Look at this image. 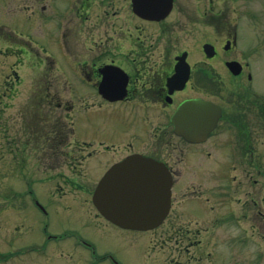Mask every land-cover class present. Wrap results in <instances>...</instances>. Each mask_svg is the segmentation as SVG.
Returning <instances> with one entry per match:
<instances>
[{"label":"rangeland","instance_id":"374dc122","mask_svg":"<svg viewBox=\"0 0 264 264\" xmlns=\"http://www.w3.org/2000/svg\"><path fill=\"white\" fill-rule=\"evenodd\" d=\"M186 2L192 9L212 7L207 0ZM214 2V9H246L253 14L252 19L240 16L236 52L249 62L246 72L253 80L245 78L240 87L227 80L225 88L252 94L257 106L264 100V0ZM82 4L83 0H0L2 264H39L38 259L43 264H91V260L93 264H264V123L251 118L253 113L248 114V124L254 155L233 161L223 148L214 150L224 166L233 164V172L225 180L222 175L211 182L188 172L183 182L190 188L197 186L198 192L188 191L187 195L195 196L179 201L184 191L175 189L173 218L159 228L122 229L98 216L88 192L92 194L100 176L126 153L128 145L139 147L147 138L140 126L126 128L120 121L106 120L113 108L93 89L83 87L78 63L65 48L66 40L71 50L76 49L74 33ZM104 4L109 5L107 0H93L90 15L104 10ZM229 14V19L236 15ZM198 27L194 25L191 33L193 61L202 56L200 43L219 35L210 27ZM215 66L222 72L220 64ZM70 118L71 146L60 143L55 134L60 127H70ZM224 125L214 135L219 141L236 133ZM86 143L93 148L85 151L77 146ZM102 143L114 149V156L104 153ZM93 149L96 155L79 164L82 154L87 156ZM71 180L84 189L60 188ZM61 235L69 239L55 241ZM101 257L104 260L99 261Z\"/></svg>","mask_w":264,"mask_h":264},{"label":"flooded vegetation","instance_id":"af4514ba","mask_svg":"<svg viewBox=\"0 0 264 264\" xmlns=\"http://www.w3.org/2000/svg\"><path fill=\"white\" fill-rule=\"evenodd\" d=\"M130 1L107 0L109 5L104 4L101 6L104 10L91 16L93 0H83L80 7L84 12L79 13L80 25L74 33L76 49L72 51L67 42L65 48L74 63H78L77 74L84 83L83 87L89 88L91 92L93 89L97 96L106 101L109 109L113 108L107 112L106 120L120 121L126 128L140 126L147 138L139 147L128 145L122 158L113 161L104 172L137 154L159 161L167 166L172 175L174 204L175 189L184 191L179 201L195 196L187 195L188 191L198 192L197 186L190 188L189 184H184L188 172L191 171L192 176L200 181L209 179V182L222 175L225 180V175L230 176L233 172L230 169V166L234 169L233 164L228 162L224 166V162L215 156L214 150L223 148L233 161L239 156L254 155L248 114L253 113L251 118L264 123V100L256 106L259 101L251 100L252 94L240 89L226 91L225 88L227 80L240 87L243 80L249 78L250 73H246L248 63L237 57L236 52L240 43V16L252 19L251 11L214 9V0H207L211 8L192 9L187 7L186 0H175L171 13L165 19L155 21L135 14ZM229 12L236 14L233 19H229ZM201 24L219 32V35L202 41V56L193 61L190 47L192 27L195 25L197 29ZM206 43L214 47L215 55L212 58H208L203 51ZM230 61L242 63L243 71L239 75H233L228 68L227 63ZM186 62L190 65L188 77L185 75ZM216 64H220L224 74L216 70ZM177 67L182 70V75L173 79L178 74ZM222 75L228 78L224 77L223 80ZM101 90L109 96L124 94L125 97L111 102L103 97ZM224 92L229 93L225 95ZM193 99L211 101L222 109L217 127L204 142L199 143L190 142L186 137L178 135L176 129L187 127V123L174 122L181 105ZM248 101L253 105H247ZM198 116L199 113L194 111L188 117L192 119ZM224 123L228 128H233L238 136L235 133L231 139L223 138L219 141L214 135ZM104 148L106 155L114 156L113 148L106 145ZM92 155H96V150L90 152L89 156ZM199 206L201 208V205L195 207L199 209ZM172 209L166 221L173 218ZM67 239L69 237L62 236L56 240L63 242ZM0 256L2 264L3 256ZM14 256L12 254L7 260ZM38 261L43 264L41 260Z\"/></svg>","mask_w":264,"mask_h":264},{"label":"water","instance_id":"95a60500","mask_svg":"<svg viewBox=\"0 0 264 264\" xmlns=\"http://www.w3.org/2000/svg\"><path fill=\"white\" fill-rule=\"evenodd\" d=\"M173 3L174 0H132L136 14L151 20H161L168 16ZM204 48L209 57L214 55L211 45L206 44ZM228 65L234 74L241 72L239 63L230 62ZM177 70L174 79L182 75V70ZM188 74L189 70L186 69V77ZM105 97L116 100L124 96L110 97L106 94ZM194 111L199 116L191 119L188 116ZM220 115L221 108L216 104L201 99L190 100L177 112L175 123H187L188 126L181 128V131L202 140L214 129ZM178 117L183 118V121H179ZM171 186L172 177L162 164L135 155L115 165L104 175L93 200L100 213L116 225L125 229L148 231L160 226L168 215L171 208Z\"/></svg>","mask_w":264,"mask_h":264},{"label":"trees","instance_id":"16d2710c","mask_svg":"<svg viewBox=\"0 0 264 264\" xmlns=\"http://www.w3.org/2000/svg\"><path fill=\"white\" fill-rule=\"evenodd\" d=\"M72 132H73V128L70 125V127L68 129L66 127L65 128L60 127L59 130L55 131V134L56 133L59 134V138H61L60 143L64 144L68 140V138Z\"/></svg>","mask_w":264,"mask_h":264}]
</instances>
